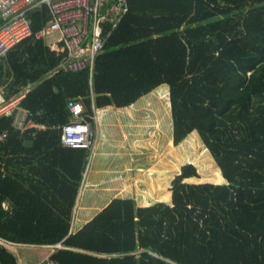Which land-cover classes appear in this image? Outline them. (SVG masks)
<instances>
[{"label": "trees", "instance_id": "1", "mask_svg": "<svg viewBox=\"0 0 264 264\" xmlns=\"http://www.w3.org/2000/svg\"><path fill=\"white\" fill-rule=\"evenodd\" d=\"M128 1L92 75L60 70L64 53L36 36L47 7L30 14L34 34L0 57L4 96L31 85L21 105L46 124L32 137L0 116V238L61 242L50 259L60 264H264V0ZM163 84L174 144L196 131L225 182L190 181L199 173L186 164L170 203L116 197L72 233L89 149L61 142L69 99L92 121L93 97L124 107Z\"/></svg>", "mask_w": 264, "mask_h": 264}, {"label": "crops", "instance_id": "2", "mask_svg": "<svg viewBox=\"0 0 264 264\" xmlns=\"http://www.w3.org/2000/svg\"><path fill=\"white\" fill-rule=\"evenodd\" d=\"M52 35L56 38V43L49 46L56 50L58 36ZM31 88L30 85L9 98L20 99L17 108L28 116L29 112L21 105V101ZM4 90L5 88L1 89L3 94ZM92 104L94 114L90 116L92 121L89 120L92 123L94 142L88 152L73 208L72 233L91 221L116 197L133 198L137 207L159 202L158 87L124 107L115 105L95 107L94 97ZM169 115L167 121L170 122L173 135L171 106ZM35 122L44 126L40 129H46V124ZM95 122L98 125L99 137L102 136L101 140L96 141L93 127ZM33 130L35 129L29 130L28 134L35 137L30 133ZM20 132L24 134L26 131ZM32 143V140H24L27 147H31ZM84 180L85 185L82 189ZM4 206L8 207V204L4 203ZM60 248H64L61 242L55 245L28 244L9 242L0 238V264H46L52 254Z\"/></svg>", "mask_w": 264, "mask_h": 264}, {"label": "built area", "instance_id": "3", "mask_svg": "<svg viewBox=\"0 0 264 264\" xmlns=\"http://www.w3.org/2000/svg\"><path fill=\"white\" fill-rule=\"evenodd\" d=\"M47 7L50 17L36 32V36H58V52L64 56L59 69L78 72L89 69L94 73L97 57L110 37L129 12L128 0H0V57L34 34L31 12ZM20 99H7L0 90V116L13 117V126L21 131L44 128L18 110ZM71 120L62 125L61 142L66 147H93V128L84 103L78 98L69 99L67 105ZM7 133L0 135L3 139ZM47 264H60L55 260Z\"/></svg>", "mask_w": 264, "mask_h": 264}, {"label": "rangeland", "instance_id": "4", "mask_svg": "<svg viewBox=\"0 0 264 264\" xmlns=\"http://www.w3.org/2000/svg\"><path fill=\"white\" fill-rule=\"evenodd\" d=\"M55 39L53 35H47L45 42L48 45H55ZM168 88L167 84L158 87V201L170 203L172 180L186 164H194L199 173V177L190 181L224 183L225 179L213 156L196 131L186 137L182 143L174 144L172 128L170 122L167 121V117H170V94L168 93ZM93 127L95 141L96 139L101 140L102 136L99 137L100 133L96 122ZM85 180L81 185L82 189L84 188Z\"/></svg>", "mask_w": 264, "mask_h": 264}, {"label": "bare ground", "instance_id": "5", "mask_svg": "<svg viewBox=\"0 0 264 264\" xmlns=\"http://www.w3.org/2000/svg\"><path fill=\"white\" fill-rule=\"evenodd\" d=\"M37 10H40V9H39V8L34 9V10L31 12V14L34 13L35 11H37Z\"/></svg>", "mask_w": 264, "mask_h": 264}]
</instances>
